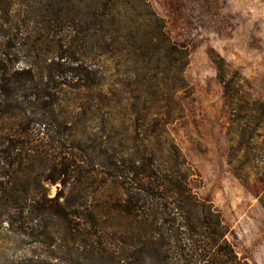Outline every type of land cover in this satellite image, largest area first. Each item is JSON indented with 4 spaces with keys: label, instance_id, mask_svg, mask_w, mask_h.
<instances>
[{
    "label": "trees",
    "instance_id": "1",
    "mask_svg": "<svg viewBox=\"0 0 264 264\" xmlns=\"http://www.w3.org/2000/svg\"><path fill=\"white\" fill-rule=\"evenodd\" d=\"M122 51L142 60V70L128 74L144 83L175 56L177 90H187V52L170 41L149 0H0V202L8 229L39 245L58 239L64 264H247L218 210L194 193L193 175L166 135L162 111L174 93L142 84L141 95L136 82L126 151L114 138L67 125L65 99L102 88L110 74L103 62ZM212 63L232 98L238 78L220 57ZM29 153L48 161L38 175L58 185L54 196L28 199L12 187Z\"/></svg>",
    "mask_w": 264,
    "mask_h": 264
},
{
    "label": "rangeland",
    "instance_id": "2",
    "mask_svg": "<svg viewBox=\"0 0 264 264\" xmlns=\"http://www.w3.org/2000/svg\"><path fill=\"white\" fill-rule=\"evenodd\" d=\"M149 2L170 41L187 52V90H177L175 56L159 61L144 83L142 76L129 78L128 72L142 70V60L132 62L134 57L129 60L125 50L121 57L103 62L110 74L102 88L68 95L62 109L67 125L79 133L97 131L114 138L116 149L126 151L134 137L129 104L137 94L136 84L141 95L142 84L164 97L174 93L176 101L162 111L170 120L164 130L193 175L194 193L218 210L237 257L247 264H264V0ZM215 56L225 61L229 77L238 78L232 98L216 78ZM102 96L106 99L98 102ZM47 164L46 158L29 153L21 159L12 187L28 199L41 193L54 196L58 185L38 175ZM7 218L0 202V264H64L58 239L39 245L9 230Z\"/></svg>",
    "mask_w": 264,
    "mask_h": 264
}]
</instances>
